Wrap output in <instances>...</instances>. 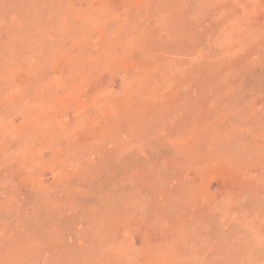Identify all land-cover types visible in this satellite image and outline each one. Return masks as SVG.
Here are the masks:
<instances>
[{"label":"rangeland","instance_id":"1","mask_svg":"<svg viewBox=\"0 0 264 264\" xmlns=\"http://www.w3.org/2000/svg\"><path fill=\"white\" fill-rule=\"evenodd\" d=\"M0 264H264V0H0Z\"/></svg>","mask_w":264,"mask_h":264}]
</instances>
